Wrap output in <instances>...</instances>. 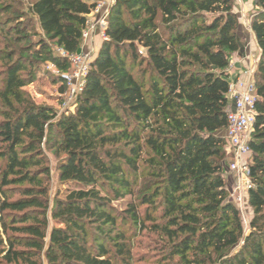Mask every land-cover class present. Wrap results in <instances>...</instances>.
I'll return each instance as SVG.
<instances>
[{
	"label": "trees",
	"instance_id": "trees-1",
	"mask_svg": "<svg viewBox=\"0 0 264 264\" xmlns=\"http://www.w3.org/2000/svg\"><path fill=\"white\" fill-rule=\"evenodd\" d=\"M102 1L29 0L37 41L21 16L0 20V264H133L136 230L154 235L168 264H264V0L251 19L260 57L247 232L223 137L241 48L235 0H114L74 109L36 103L33 65L51 62L65 93L71 61L53 48L79 52ZM10 33L27 46L8 47Z\"/></svg>",
	"mask_w": 264,
	"mask_h": 264
},
{
	"label": "rangeland",
	"instance_id": "rangeland-1",
	"mask_svg": "<svg viewBox=\"0 0 264 264\" xmlns=\"http://www.w3.org/2000/svg\"><path fill=\"white\" fill-rule=\"evenodd\" d=\"M29 0H0V20L2 19H15L16 16H21L27 27V33L33 35L32 39L37 41L38 35L34 32H40L39 26L37 24L36 18L27 11V4ZM2 7V8H1ZM234 10L236 11L239 19L240 25L238 28V36L244 39L247 43L253 42V37L255 36L251 28V19L254 14L253 0H235ZM13 17V18H12ZM9 25H13L12 23ZM13 33V31H12ZM11 37V38H10ZM8 43L10 46L18 50H22L23 46H27V41L17 42L10 33L8 38ZM55 52H58L55 47L53 48ZM0 61V69H1ZM34 70L36 71V79L33 83L26 87L36 103L45 105L47 107L53 108L56 112H63L66 109H74V100L68 98L66 92L62 93L61 84L56 79L57 68L48 61H39L35 63ZM227 152V163L233 160V154L229 151L226 146ZM47 155L49 157V166L51 169V182H50V200L53 202L55 195L59 191V173L57 169V157L53 150L47 149ZM0 163L2 161L0 160ZM229 172V169H228ZM227 177V183H231L235 180L232 173ZM231 180V181H230ZM228 185V184H227ZM231 186V185H230ZM227 186L229 191V199L232 200L231 187ZM64 190L65 187H62ZM130 197H126L123 200L116 201L115 205L120 209L124 208L129 201ZM233 201V200H232ZM244 211L241 213L242 220L246 229L249 230V221L253 215L251 208L247 204L243 207ZM132 243L134 244L133 253L135 255L133 264H168L165 262L164 257L158 252L155 247L156 243L154 241V235L149 232H141L138 230L129 234ZM177 261V257L175 258Z\"/></svg>",
	"mask_w": 264,
	"mask_h": 264
},
{
	"label": "built area",
	"instance_id": "built-area-1",
	"mask_svg": "<svg viewBox=\"0 0 264 264\" xmlns=\"http://www.w3.org/2000/svg\"><path fill=\"white\" fill-rule=\"evenodd\" d=\"M110 6L104 1L93 10L91 14L94 20L88 19L87 27L83 32L84 41L92 39L95 34L104 39L107 27ZM59 52L69 57L71 68L65 74L66 94L75 101L77 94L82 90L85 77L91 67L94 58L93 50L79 51L68 54L62 50ZM254 71L246 78L231 82L229 97L232 106L228 109V126L223 133L226 138L227 148L233 154V160L229 163V172L234 174V186L231 191L232 200L239 208L247 204V196L252 186L250 178L251 147L250 140L254 132L256 121V93L253 81Z\"/></svg>",
	"mask_w": 264,
	"mask_h": 264
},
{
	"label": "crops",
	"instance_id": "crops-1",
	"mask_svg": "<svg viewBox=\"0 0 264 264\" xmlns=\"http://www.w3.org/2000/svg\"><path fill=\"white\" fill-rule=\"evenodd\" d=\"M104 2L107 3L108 6H111L114 0H104ZM88 17L90 20L95 19V16L93 14H90ZM253 38H254L253 42L249 44L244 39L239 37L241 48L239 52L235 53L232 56L231 59L230 78H229L230 82H234L238 79H244L251 71H255L260 57V49L256 42L255 36ZM102 40L103 38L95 34L92 39L86 40L82 43L79 51L93 50V53L95 55L102 43ZM231 106L232 104L230 105V107ZM232 175L234 176L233 173ZM230 177L233 178L231 175L228 176L229 179ZM227 184H228L227 186L231 185L230 187L232 191L234 186L233 181Z\"/></svg>",
	"mask_w": 264,
	"mask_h": 264
},
{
	"label": "water",
	"instance_id": "water-1",
	"mask_svg": "<svg viewBox=\"0 0 264 264\" xmlns=\"http://www.w3.org/2000/svg\"><path fill=\"white\" fill-rule=\"evenodd\" d=\"M111 7V6H110Z\"/></svg>",
	"mask_w": 264,
	"mask_h": 264
}]
</instances>
